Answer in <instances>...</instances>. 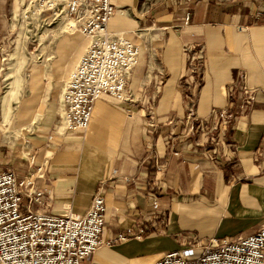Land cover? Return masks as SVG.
<instances>
[{"label": "crops", "instance_id": "1", "mask_svg": "<svg viewBox=\"0 0 264 264\" xmlns=\"http://www.w3.org/2000/svg\"><path fill=\"white\" fill-rule=\"evenodd\" d=\"M111 1L108 33L139 47L128 99L103 94L86 128H66L61 85L84 49L72 31L61 34L67 59L53 62L49 76L26 79L18 99L13 78L1 99L0 168L31 176L42 195L30 207L58 215L85 212L101 184L103 241L138 222L148 227L141 239L102 243L84 264H154L187 244L257 231L264 224V0ZM5 5L0 0V10ZM190 56L199 64L194 72Z\"/></svg>", "mask_w": 264, "mask_h": 264}, {"label": "built area", "instance_id": "2", "mask_svg": "<svg viewBox=\"0 0 264 264\" xmlns=\"http://www.w3.org/2000/svg\"><path fill=\"white\" fill-rule=\"evenodd\" d=\"M38 10L58 14L64 11L87 37V44L76 66L64 81L61 98L63 121L71 130L88 126L95 100L103 94L128 99L126 81L134 67L139 47L124 35L110 34L107 24L115 11L111 0H32ZM188 70L197 65L193 57ZM216 113V112H215ZM218 116L224 118L225 110ZM207 127V126H206ZM202 129H207L202 126ZM165 164L157 166L164 169ZM100 184L87 210L81 214H54L30 207L41 199L33 178H17L0 168V264H84L99 246L128 238L141 239L148 227L143 222L103 241L100 237L106 210ZM28 201L22 204V197ZM155 216L163 223V212L152 202ZM154 264H264V224L248 235L210 239L207 243L187 244L163 253Z\"/></svg>", "mask_w": 264, "mask_h": 264}, {"label": "rangeland", "instance_id": "3", "mask_svg": "<svg viewBox=\"0 0 264 264\" xmlns=\"http://www.w3.org/2000/svg\"><path fill=\"white\" fill-rule=\"evenodd\" d=\"M38 9L32 0H6L4 9L0 10V116L3 119L1 99L13 78L16 89L13 96L18 99L26 79L49 76L48 70L55 66L53 62L67 59L66 49L59 43L61 34L72 31L81 43L80 51L88 42L64 11L51 14ZM70 40L74 42V38Z\"/></svg>", "mask_w": 264, "mask_h": 264}]
</instances>
